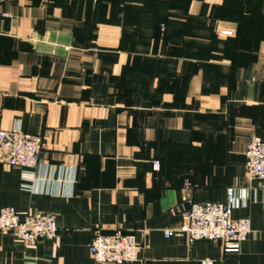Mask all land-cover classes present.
<instances>
[{
    "label": "crops",
    "instance_id": "1",
    "mask_svg": "<svg viewBox=\"0 0 264 264\" xmlns=\"http://www.w3.org/2000/svg\"><path fill=\"white\" fill-rule=\"evenodd\" d=\"M13 129L41 152L34 169L0 164V209L53 213L57 236L0 230V264H96V228L134 234L124 264H264V181L245 168L264 140V0H0ZM228 186L251 222L235 249L165 236L188 198L221 202Z\"/></svg>",
    "mask_w": 264,
    "mask_h": 264
},
{
    "label": "built area",
    "instance_id": "2",
    "mask_svg": "<svg viewBox=\"0 0 264 264\" xmlns=\"http://www.w3.org/2000/svg\"><path fill=\"white\" fill-rule=\"evenodd\" d=\"M227 33V32H223ZM40 138L17 129L0 130V164L23 169H34L39 164ZM245 168L248 175L264 181V140L253 138L245 150ZM153 166L158 167L154 161ZM188 188V187H187ZM235 189L228 186L221 202L197 203L187 199V209L182 222L175 230H167L165 236L184 233L189 242L196 240H220L228 249H235L251 232L248 218H234ZM0 230L11 232L17 239L34 244L42 239L57 236V224L53 213L20 215L13 207L0 209ZM140 246L134 234L115 229L104 233L94 230L88 250L96 264H124L138 260Z\"/></svg>",
    "mask_w": 264,
    "mask_h": 264
}]
</instances>
